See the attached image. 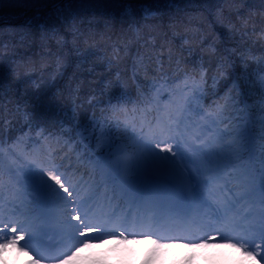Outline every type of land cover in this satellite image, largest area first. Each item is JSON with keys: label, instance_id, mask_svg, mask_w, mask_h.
<instances>
[{"label": "trees", "instance_id": "obj_1", "mask_svg": "<svg viewBox=\"0 0 264 264\" xmlns=\"http://www.w3.org/2000/svg\"><path fill=\"white\" fill-rule=\"evenodd\" d=\"M144 3L155 15L145 18L137 13L129 19L115 0H70L45 6L39 23L36 12L26 6L0 7V118L5 141L0 162L14 173L15 199L23 197L24 187L16 180L25 171L8 149L30 168L45 159L26 155L35 141L43 152L54 153L52 159L63 165L73 183H81V168H89L86 159L82 162L84 150L56 143L65 139L59 133L62 124H69L73 107L82 122L93 113L101 120L106 114L110 117L114 106L137 108L142 119L141 108L149 97L159 105L163 97L182 102L200 86L204 98L197 106L224 121H218L217 128L245 133L236 160L241 161L240 170L253 145L264 149V104L245 88L242 78L245 65L255 73L264 59V3ZM213 77L218 80L215 85ZM237 78L238 88L233 86ZM245 105L253 117L249 124ZM133 116L139 131L140 116L130 111L129 118ZM120 118L125 119L123 114ZM4 179L0 169V180Z\"/></svg>", "mask_w": 264, "mask_h": 264}, {"label": "snow or ice", "instance_id": "obj_2", "mask_svg": "<svg viewBox=\"0 0 264 264\" xmlns=\"http://www.w3.org/2000/svg\"><path fill=\"white\" fill-rule=\"evenodd\" d=\"M65 2L70 0H0V7L5 4L26 6L36 12L34 19L39 23L45 6ZM115 2L122 5L121 14L129 19H134L137 13H142L145 18L155 15L150 7L145 6L144 0ZM152 2L158 3L159 0ZM165 2L175 4L178 0ZM243 73L245 88L257 93L264 104V59L257 72L250 74L245 65ZM204 76L205 73L201 72V81ZM239 79L233 81L234 87L240 86ZM212 82L215 85L218 80L213 77ZM203 98V88L197 86L195 93L185 96L182 102L170 100L162 112L157 108L155 122H141L139 131L136 130L135 117L129 118V112L135 114L136 109L116 106L111 109L110 117L106 114L101 120L93 113L87 122H82L73 107L69 124H62L59 133L65 139L56 143L73 146L76 151L83 149L99 179L82 178L80 184L73 183L67 170H62L63 165H57L52 159L54 153L50 150L43 152L34 148L26 153L36 157L43 155L45 159L30 167L23 178L17 180L24 187V198L19 203L5 201L0 195V225L3 226L0 228V253L15 249L28 257L30 264H42L45 257L41 248L51 246L46 237L55 233L62 239L75 241L67 253L61 254L63 258L57 260V264H67L77 258L93 239L107 243L104 237H108L117 244L129 242L130 237L135 239L145 235L129 230L123 224L113 231L103 230L99 237L88 235L102 228V225L93 223L97 212H102L105 206L99 193L101 188H111L129 199L151 198L154 204L160 203L157 198L163 194L166 198L164 207L169 213L187 215L193 210L207 209L204 214L219 227L210 224V231L203 238H197L199 242L185 244L190 248V256L197 249L212 246L235 249L242 255L253 257V251L246 245H255L256 240L264 241V159L258 177L241 171L236 160L244 146L245 133L214 127L218 121H224L218 116L206 115L203 108L197 106ZM155 102L158 104V100ZM88 103L93 104L92 99ZM121 114L125 119L120 118ZM2 124L0 118V155L5 154ZM228 137L233 138L228 140ZM8 154L15 155V150L9 148ZM9 173L12 174L10 179L13 178L12 169ZM247 205L253 207L244 211ZM6 211L8 216H5ZM213 231L221 242L210 244L216 239ZM230 232L238 234L230 235ZM153 243L158 248L171 246L157 240ZM30 252H35L39 259L32 257Z\"/></svg>", "mask_w": 264, "mask_h": 264}, {"label": "rangeland", "instance_id": "obj_3", "mask_svg": "<svg viewBox=\"0 0 264 264\" xmlns=\"http://www.w3.org/2000/svg\"><path fill=\"white\" fill-rule=\"evenodd\" d=\"M6 194L7 186L4 187L0 195H3L5 201H9V199L5 198ZM8 215L9 213L6 211L5 216ZM108 216L112 217L110 214ZM18 218L21 220L24 219L23 217ZM73 223L78 222L73 221ZM1 227L3 226L1 225ZM214 227H217V225H214ZM103 230L113 231L115 229L102 227L88 235L91 237H99ZM53 234L54 236L57 235L55 233ZM212 235L216 239L211 240L210 244L221 242L218 240L219 236L216 232L213 231ZM80 239H83V237ZM104 239L107 240V243H101L97 239L91 240L92 247L85 248L79 254L78 258L72 261V264H212L213 261L218 260H226L229 264H264L262 262L264 256H258L264 254V244L262 243L259 247L254 246L253 257L242 255L241 252L235 249L212 246L197 249L190 256V248L184 245L170 244L171 246L169 247L158 248L152 241L154 239L149 237L117 244H113L112 240L108 237H104ZM23 243L22 241L21 244ZM30 255L39 259L35 252H30ZM27 262H30L29 258L18 253L15 249H9L7 252L0 253V264H25ZM42 264H57V260H42Z\"/></svg>", "mask_w": 264, "mask_h": 264}, {"label": "clouds", "instance_id": "obj_4", "mask_svg": "<svg viewBox=\"0 0 264 264\" xmlns=\"http://www.w3.org/2000/svg\"><path fill=\"white\" fill-rule=\"evenodd\" d=\"M92 247V244H89L86 248H91ZM79 256V254H78ZM77 256V258H78ZM77 258L71 260V261H68L67 264H72V261H75ZM212 264H229L228 261L226 260H218V261H213Z\"/></svg>", "mask_w": 264, "mask_h": 264}]
</instances>
